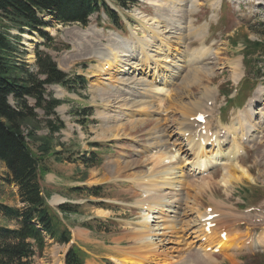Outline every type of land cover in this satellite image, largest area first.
Masks as SVG:
<instances>
[{"label":"rangeland","instance_id":"rangeland-1","mask_svg":"<svg viewBox=\"0 0 264 264\" xmlns=\"http://www.w3.org/2000/svg\"><path fill=\"white\" fill-rule=\"evenodd\" d=\"M136 1L137 3L120 9L116 6V0H104L117 12V17L121 19L120 25H117V17L114 23L104 10L92 15L87 27L78 24L63 25L49 16L41 15L40 19L48 24L43 32L48 33L50 41L37 31L32 32L27 28L22 31L18 28L19 25L0 19V30L9 34L15 46L14 61L19 66H25L26 71L37 72L35 52L40 49L50 55L66 74L82 76L87 80L86 90L68 92L64 88L59 91V86L47 88L63 103L56 109L66 126L60 134L49 135L43 120H28L23 127L30 148L37 157L42 158V165L48 170L46 181L44 179L42 182L44 195L49 200L51 196L58 195L72 202L67 203L72 206V217L68 214L60 216L62 224L65 227L69 223L87 226L92 229L91 238H107L109 242L116 244L114 248L106 249L108 252L80 244L87 249L82 255L85 264H119L115 258L130 259L144 254L143 251L149 252H141L143 247L135 242L140 236L135 232V226L146 227V224L141 223V214L145 211L134 206L135 201L144 195L145 182L137 184L128 179H140L148 174L155 167V154L168 152L175 155L181 147L187 149L183 133L192 131L194 125L200 124L196 121L199 116H207L208 122L202 126L208 127L209 123L213 132L222 131L221 135L225 137L224 131L227 128L247 116L244 108L251 99L255 100V109L248 116L247 124L252 120L256 123V128L245 138H241L243 135L237 128L240 133L235 137L245 147L241 154L245 153L236 158V161H240L241 166L248 170L252 182L245 179L238 183L229 182L225 187L219 183L225 167L219 166L208 174L190 179L189 184L194 187L190 190L186 186L184 190H188L189 204L195 208L194 219L204 209H215V213L222 216L218 227L224 226L228 230L227 235L235 238V242L240 240V236L244 242L253 234L250 223L241 229L236 226L238 222L245 223L251 218V215H245L243 211L249 207L264 205V93L260 96L261 87H264L263 1L223 0L217 11L213 10L215 0ZM193 2L199 6H195ZM187 5H194V13L191 12L192 9H187ZM191 22L194 27L190 30ZM146 24L154 29L159 28L164 34V39L161 38L157 45L164 44L167 40L165 46L170 45V52L173 54L169 58L183 67L180 74L176 77L172 74L167 79L170 70L169 74L163 71L161 67L166 65L160 63L157 71L163 77L165 75L163 80H167L164 84L153 83L154 88L164 90L156 96L152 95L154 97L135 94L131 90L120 91L112 80L100 82V74H104L105 79L110 77L106 75L108 67L101 72L100 62L94 58L97 50L109 45L115 46L117 40L131 42L134 39L138 41L136 38L153 36L150 32L139 30L141 25ZM172 62L170 65L174 64ZM154 67L151 64L152 71L138 70L136 79L142 78L150 83L155 78ZM236 73L241 74L238 80L235 78ZM109 90L115 97L111 98V105L108 107L102 93ZM28 101L31 105L34 104L33 100ZM144 101H152V109L148 111ZM10 103L16 106L12 97ZM36 112L44 118L41 110ZM104 114L111 116L109 121L104 118ZM115 116L119 119L114 118ZM185 123L192 124L187 126ZM183 124L186 127L181 130ZM232 145L233 137L224 145L225 150L228 151ZM43 147L48 149L45 154L40 151ZM213 150L215 152V147ZM187 157L189 156H186V160L191 159V156ZM227 165L229 167L226 166V170L232 169L229 171L236 174L234 167L229 163ZM6 172L5 165L0 162V204L22 208L24 204L19 201L18 188L1 181ZM91 180L97 183L93 187H87L85 183ZM54 198L51 201L53 205L63 203L54 202ZM100 206L110 214L98 215ZM12 224L0 213V227ZM195 224H198L197 219ZM238 230H241L240 233ZM216 233L218 236L221 234L215 229L210 235ZM235 235L240 236L237 238ZM112 236L119 238L112 241ZM188 240L184 249H187L191 260L189 262L188 258L186 264H200L195 262L198 256V252L194 250L196 245L189 247L192 240ZM49 244L44 257L36 258L33 264H62L67 248L53 244L52 241ZM94 244L102 246L100 243ZM113 244L107 243L106 246L112 247ZM199 244H204V241ZM208 246L209 243L204 244L202 249ZM243 248L226 250L225 253L220 251L219 254L211 251L208 254L213 256V264H264V242H260L256 248ZM181 252L176 253V260L179 262L184 258V253ZM101 253L104 256H100ZM150 254L153 253H147V256Z\"/></svg>","mask_w":264,"mask_h":264},{"label":"bare ground","instance_id":"bare-ground-1","mask_svg":"<svg viewBox=\"0 0 264 264\" xmlns=\"http://www.w3.org/2000/svg\"><path fill=\"white\" fill-rule=\"evenodd\" d=\"M222 1L223 0H215V5L213 7L214 11L220 9ZM195 3L193 2V4L198 7L199 5H196ZM194 5L189 7L187 5L186 7L187 9H192L191 12L194 13ZM192 27H194L193 22L190 23L189 29H192ZM140 28V31L145 33L150 32L153 36L148 35L145 36L144 39L136 38L138 41L134 39L131 42L117 40L115 46L109 45L106 47H101L97 50L94 58L99 60L101 72L106 71V67H108L109 71H106L108 73L105 74L110 77L105 79L106 77L103 76L104 74H100L98 78L100 82L103 80L114 81V85H117V88H120V91L131 90L133 91L132 93L135 94H142L144 96L149 95L148 97H154L158 95L159 92H164V90L158 87L154 88L155 85L153 83L164 84L168 78H171L170 75L172 76V74H174V77L178 76L183 67L182 65L177 64V62H172L174 60L169 58L170 55L172 56L173 54L170 52L171 46H165L167 40H165L166 43L157 45V43L161 41V38L164 39V34L159 28L154 29V27H152L150 24L141 25ZM196 31L198 32V30ZM194 33L196 34V32ZM175 57L174 59H176ZM178 61L180 60L178 59ZM171 62L174 64L170 65ZM160 63H164L166 65L161 67L163 68V71L169 74L170 70V74L167 75V79L165 80H163L165 75L163 77L161 73H158L157 71V69L160 68ZM151 64L155 65L153 76L155 78H153L150 83L148 81H144L142 78L136 79L135 76H138L137 72L148 71V69L152 71L153 68H151ZM131 74L134 76L132 77ZM240 76V73H236V80H238V77ZM58 89L60 91V87H58ZM141 90H143V92ZM110 91L111 90L108 92L104 91L102 93L104 101L108 102V107L111 105V98L114 96V94L110 93ZM263 93L264 87H261L260 96H263ZM254 102V99H251L248 102L247 106L245 107V115L247 114V116H243L242 119H239L236 123H233L231 128H227L224 131L226 134L225 137L221 136L222 131L212 132L211 128L209 127H204L200 124L194 125V129H192V131L188 130L187 132L183 133L185 140L187 141V149L184 150V148L181 147V149H179L175 155H171L168 152H162L161 155L155 154L156 156H153V160L156 161L155 167L150 169L148 174H145L140 179H128L129 182H134L137 184H142L145 182L143 187L144 195H142V198H139L137 201H135L134 206H139L145 211L143 214H141L143 218L141 223L143 225L146 224V227L142 228L135 226V232L140 235L135 239V242L140 247H143L141 248V252L142 250L149 252L143 251L144 254L141 253L130 259H122L118 257L120 258L118 260L115 258L119 264H186L188 262L189 253L187 252V249L184 248L186 245H188V239L192 240L189 243H192V245H189V247L196 245L194 250L198 252V256L195 262H199L200 264L214 263L212 254H208V252L213 251V253H218L220 251H224L225 253L226 250L242 249V247L246 246V242L248 240H243L244 242H242L240 236L241 234L239 235L240 240H237L238 242H235L236 239L234 238V240L228 235L226 237H221V234L218 236L217 233L216 235H210L211 232L215 231V229H207L204 221L208 220V217L215 214L207 213V210L209 209L208 208L204 209V211L194 219L195 208L189 204L190 195L187 189L184 190V187L189 186L191 190L193 185L191 186V184H189L190 179H194L195 176L198 175L202 176L204 173H208L218 166L225 167L223 176L219 181V183H222L225 187V184H229V182L238 183L245 179H249L250 182L252 180L248 170L241 166L240 161H236V158L241 155V152L245 151V147L239 144L235 135L240 133L239 131L241 130V134L243 135L241 138H245L247 134L251 135L252 130L256 128V123H253L252 120L249 122V124H247L248 116H250L253 109H255L253 107L255 106ZM144 104L147 105L148 111L152 109V101H144ZM199 113L200 112H198V114ZM105 117L108 121L111 118V116L108 114H104V118ZM114 118L119 119L118 116H115ZM185 124L190 126L192 123ZM185 124L182 125L181 130L186 127ZM155 129L153 128V130L157 132ZM232 137L233 145L228 151H226L224 145H226ZM210 146L213 148H210ZM214 147L215 152L213 150ZM155 148L157 149L158 147ZM186 156H189L187 158H190L191 156V159L186 160ZM228 163L234 167L236 174L230 172L232 169H229L230 171L226 170L229 167L227 165ZM226 166L228 167L226 168ZM95 183L97 182L91 180L85 184L87 187H93L95 186ZM53 201L56 203H61L64 201V199L55 197ZM109 214L110 212L104 209L98 210V215L100 216H107ZM196 219L198 221L197 225L195 224ZM218 222L219 218L217 216L213 223L216 225ZM200 227L201 230H199ZM79 230L76 231L78 234H80ZM243 234L244 233H242V235ZM239 236L235 235L234 237L238 238ZM201 241H204V244L209 243V246L202 249L204 244L200 245L199 243H201ZM261 242H264V239ZM197 245L199 246L197 247ZM257 246H259V244ZM180 251H182L181 253H184V258H182L179 262L178 259L176 260V253H180ZM147 253L153 254L147 256ZM111 257H116V255H111ZM190 260L191 258H189V262Z\"/></svg>","mask_w":264,"mask_h":264},{"label":"trees","instance_id":"trees-1","mask_svg":"<svg viewBox=\"0 0 264 264\" xmlns=\"http://www.w3.org/2000/svg\"><path fill=\"white\" fill-rule=\"evenodd\" d=\"M135 2L116 0V6L125 9ZM102 10L116 23L117 13L104 0H0V19L19 25L22 31L24 28L37 31L48 41L50 36L43 32L48 24L40 19L41 15L63 25L87 27L91 16ZM117 18V25H120L121 19ZM14 53L15 46L9 34L0 30V162L7 169L1 181L15 185L19 201L24 204L22 208L0 204V213L13 223L0 227V264H33L36 258L44 257L50 241L68 245L71 233L62 224L58 213L48 205L42 189L48 170L42 165V158L30 148L23 127L28 120H43L49 135L59 134L65 129V123L56 109L63 103L47 88L59 85L68 92L86 90L87 80L66 74L50 55L40 49L35 52L37 72L19 66L14 61ZM10 97L16 106L11 105ZM29 99L34 101L33 105ZM38 110L43 112V119L36 112ZM40 151L45 154L48 149L43 147ZM60 209L63 212L72 210L69 205ZM82 255L84 253L79 248L72 246L65 264H85Z\"/></svg>","mask_w":264,"mask_h":264},{"label":"crops","instance_id":"crops-1","mask_svg":"<svg viewBox=\"0 0 264 264\" xmlns=\"http://www.w3.org/2000/svg\"><path fill=\"white\" fill-rule=\"evenodd\" d=\"M70 224V226H73V227H75L76 225L75 224H73V223H69ZM76 230H79L78 228L76 229ZM80 231V234H78L77 232H76V234H75V236H76V244H83V246L84 245H88L89 246V248H91V249H97V248H101V249H104L105 251H107L108 252V250H106V249H108V248H114L113 246H115L116 244H113V243H111V242H109V240L107 239V238H104V239H102V240H98V239H96V238H91L90 237V234L92 233L91 231H89V230H87V229H80L79 230ZM122 235V234H121ZM93 237V236H92ZM116 238H119L118 236L117 237H114V236H112L111 237V239L110 240H115ZM82 240V241H81ZM94 243H100L102 246H96L97 244H94ZM107 243H109V244H113L112 245V247L111 246H106V244ZM117 243V242H116ZM117 244H119V243H117ZM87 250V249H86ZM66 251V250H65ZM100 256H104L102 253H101V255ZM102 258H104V257H102Z\"/></svg>","mask_w":264,"mask_h":264}]
</instances>
